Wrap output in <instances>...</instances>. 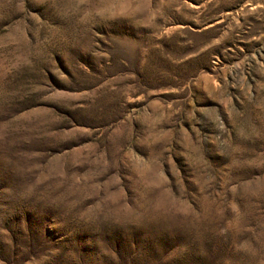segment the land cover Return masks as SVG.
<instances>
[{"label": "rangeland", "instance_id": "rangeland-1", "mask_svg": "<svg viewBox=\"0 0 264 264\" xmlns=\"http://www.w3.org/2000/svg\"><path fill=\"white\" fill-rule=\"evenodd\" d=\"M0 264H264V0H0Z\"/></svg>", "mask_w": 264, "mask_h": 264}]
</instances>
